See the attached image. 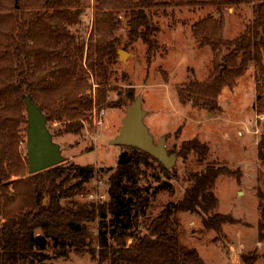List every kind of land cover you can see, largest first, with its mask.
I'll list each match as a JSON object with an SVG mask.
<instances>
[{
  "label": "trees",
  "instance_id": "obj_1",
  "mask_svg": "<svg viewBox=\"0 0 264 264\" xmlns=\"http://www.w3.org/2000/svg\"><path fill=\"white\" fill-rule=\"evenodd\" d=\"M22 1L15 0L11 11L0 13V264H46L52 258L49 251L65 258L71 253L89 254L99 264H207L199 251L183 243L174 231L173 216L179 212L197 214L206 230L215 231L239 223L232 214L218 211L214 187L221 175L238 180L242 176L239 169L228 165L206 163L207 143L197 138L182 143L176 155L186 159L194 153L205 165L189 173L183 197L169 202L149 222L147 211L155 192L141 185V166L153 162L164 171L165 167L138 148L121 146L133 152L132 159L126 164L117 162L107 179L109 199L102 204L74 199L96 176L94 165L61 163L33 175L26 173V96L48 120L64 122L65 132L75 134L83 129V119L93 107L88 94L92 88L89 72L97 81L100 108L125 105L122 97L116 103L106 100L113 87L110 68L118 62L119 46L112 38L120 25L116 11L129 10L131 40H143L152 52L157 44L153 34L158 29L149 12L159 5L158 0H96L93 29L87 40L72 30L87 8L83 0H33L28 5ZM173 1L219 7L254 4L253 21L232 40L224 39L220 18L208 16L193 25L201 46L213 48L215 66L206 80L190 81L179 97L184 103L219 110L221 90L234 87L254 63L258 70L256 111L264 115V0ZM128 97L133 99V90ZM258 158L264 168V132L258 142ZM157 181L156 190H171V184L161 176ZM257 196L258 238L263 242L264 174ZM94 223L96 234L90 228ZM258 258V254L244 256L246 264H256Z\"/></svg>",
  "mask_w": 264,
  "mask_h": 264
},
{
  "label": "rangeland",
  "instance_id": "obj_2",
  "mask_svg": "<svg viewBox=\"0 0 264 264\" xmlns=\"http://www.w3.org/2000/svg\"><path fill=\"white\" fill-rule=\"evenodd\" d=\"M14 1L0 0V13L11 11ZM32 1L23 0L22 4L28 5ZM83 2L87 8L81 22L73 25L72 30L87 40L93 29L97 2ZM158 2L159 5L149 12L158 29L153 34L157 44L152 52H149L143 40H131L128 30L129 10L116 11L120 25L112 38L116 39L118 51L124 50L128 54L123 60L118 54V62L110 68L113 72V87L107 92L106 100L116 103L122 97L126 104L100 108L97 104V81L89 72L92 88L88 94L93 107L83 119V129L77 134L67 133L64 122L47 121L54 141L60 145L65 156L62 164L94 165L98 170L96 176L77 191L74 199L100 204L109 199V174L117 167L122 152L133 154L130 149L110 144V140L119 133L127 106L140 95L143 108L147 111L145 123L156 142L166 136L170 154H177L184 141L197 138L209 146L206 163L228 165L242 173L240 180L235 176L221 175L214 187L219 198L218 211L232 214L239 223L224 225L221 231L206 230L199 215L179 212L173 216L174 231L183 243L195 247L207 264H246L244 256L249 254H258L256 264H264V241L260 242L258 238L260 212L257 196L260 177L264 174L258 158V142L264 132V115L256 111L257 67L252 63L247 72L236 80L234 87L221 90L219 110L198 107L190 101L184 103L179 97V91L190 81L206 80L215 66L213 48L210 45L201 46L193 34V25L208 16L220 18L224 22V39L232 40L253 21L254 4L219 7L211 4L181 5L173 0ZM130 90H133V99L128 97ZM26 146L27 136L23 144L27 154ZM151 164L141 166L144 171L141 185L155 192L153 203L147 211V222L159 215L169 202L180 200L189 185V173L205 165L197 160L194 153L186 159L177 155L175 164L166 175L157 163ZM28 170L29 167L27 174ZM157 176L169 182L171 190H156L159 184ZM90 228L97 233V223L91 224ZM140 231L144 233L145 228L142 227ZM111 242L115 243L113 240ZM49 253L52 258L46 264H99L89 254L80 256L71 253L65 258L55 257L52 251Z\"/></svg>",
  "mask_w": 264,
  "mask_h": 264
},
{
  "label": "water",
  "instance_id": "obj_3",
  "mask_svg": "<svg viewBox=\"0 0 264 264\" xmlns=\"http://www.w3.org/2000/svg\"><path fill=\"white\" fill-rule=\"evenodd\" d=\"M119 58L125 59L128 52L118 51ZM28 128H27V159L30 175L42 172L65 161L60 145L54 141L53 134L47 126V116L40 107L26 96ZM147 111L143 108L142 97L138 95L132 104L127 106L126 115L117 136L110 140L115 146L134 147L143 150L156 158L164 167V175L175 164L177 155L170 154L166 146V136L157 142L145 123ZM132 154L122 152L118 164H126Z\"/></svg>",
  "mask_w": 264,
  "mask_h": 264
},
{
  "label": "built area",
  "instance_id": "obj_4",
  "mask_svg": "<svg viewBox=\"0 0 264 264\" xmlns=\"http://www.w3.org/2000/svg\"><path fill=\"white\" fill-rule=\"evenodd\" d=\"M103 114H104V111L102 112V115H103ZM101 122H102V120L99 121V123H101Z\"/></svg>",
  "mask_w": 264,
  "mask_h": 264
}]
</instances>
